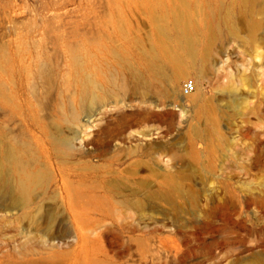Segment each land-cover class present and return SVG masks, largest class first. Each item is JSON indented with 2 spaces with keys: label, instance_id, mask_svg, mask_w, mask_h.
<instances>
[{
  "label": "rangeland",
  "instance_id": "rangeland-1",
  "mask_svg": "<svg viewBox=\"0 0 264 264\" xmlns=\"http://www.w3.org/2000/svg\"><path fill=\"white\" fill-rule=\"evenodd\" d=\"M179 10L198 57L158 97L134 78ZM0 62V135L47 174L27 209L0 191V264H264V0H0ZM144 109L172 131L118 122Z\"/></svg>",
  "mask_w": 264,
  "mask_h": 264
},
{
  "label": "bare ground",
  "instance_id": "bare-ground-1",
  "mask_svg": "<svg viewBox=\"0 0 264 264\" xmlns=\"http://www.w3.org/2000/svg\"><path fill=\"white\" fill-rule=\"evenodd\" d=\"M159 17L161 25L158 32L162 40L157 46L151 47L146 54V59H148L146 69L148 71V77H135L134 80L136 85L140 87V90L142 88L146 93L152 95L156 94V96L161 97V93L157 91V89H159L158 84H165L170 87L172 92H176L188 68V58L191 57L194 59L197 58L198 55L196 49L197 42L193 37V29L184 11L179 10L173 13L171 17L164 14L159 15ZM198 60L201 61L203 67L205 63L204 57ZM175 69L180 70L181 73H174L176 71ZM169 71H172L173 75L169 74ZM77 85L81 88L82 99L85 101L88 100L92 105L100 104L101 106H105L104 96L101 93V88H104V86L99 77L91 75L87 78H82ZM2 97L3 91L2 88H0V98ZM142 103L144 105L148 104L144 97ZM195 105L198 106L200 111L205 110L204 100H196ZM172 118L173 114L170 111L164 114H157L150 112L148 109H144L141 112H133L130 110L121 113L118 117V122L124 124V128L135 123L166 122L168 124L167 132H170L172 131ZM79 119V111L73 108L71 112V121L75 124H79ZM59 129V125H56L55 137L47 133L48 136L58 147L70 148V141L61 136ZM89 144H92L94 147L100 145L96 140H93ZM110 145L111 142H107L104 146L109 147ZM22 155L23 153L18 145L2 139L0 135V191H11L13 199L15 200L14 202L24 209H27L32 201L34 191L43 188L46 184L47 174L41 169L40 165L37 167V159L33 160L29 158L28 160H24ZM169 185L172 187L173 191L165 195L164 199L172 201L173 192L179 193L180 188L178 184L171 181ZM136 206L142 208L143 204L137 202Z\"/></svg>",
  "mask_w": 264,
  "mask_h": 264
},
{
  "label": "built area",
  "instance_id": "built-area-1",
  "mask_svg": "<svg viewBox=\"0 0 264 264\" xmlns=\"http://www.w3.org/2000/svg\"><path fill=\"white\" fill-rule=\"evenodd\" d=\"M196 82L194 80H188L183 84L182 95L184 97L192 95L196 91Z\"/></svg>",
  "mask_w": 264,
  "mask_h": 264
}]
</instances>
